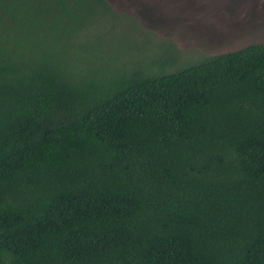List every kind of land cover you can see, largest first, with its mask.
I'll list each match as a JSON object with an SVG mask.
<instances>
[{"label": "trees", "instance_id": "16d2710c", "mask_svg": "<svg viewBox=\"0 0 264 264\" xmlns=\"http://www.w3.org/2000/svg\"><path fill=\"white\" fill-rule=\"evenodd\" d=\"M169 22L0 0V264H264V41L181 50Z\"/></svg>", "mask_w": 264, "mask_h": 264}, {"label": "rangeland", "instance_id": "374dc122", "mask_svg": "<svg viewBox=\"0 0 264 264\" xmlns=\"http://www.w3.org/2000/svg\"><path fill=\"white\" fill-rule=\"evenodd\" d=\"M139 4L148 5L159 16L171 18L174 17L180 22L165 23L159 29H153L157 35L164 32L176 30L172 34L171 44L178 42L179 49H196L204 54H214L217 52H227L238 50L241 47L256 44L264 41V0H134ZM117 11H123L129 7L131 0H110ZM223 5L221 11L215 8ZM131 11L135 9L132 7ZM214 8V11H213ZM130 10V9H129ZM121 21L103 24L100 26L113 42L121 39L130 43L134 53L153 54L158 53L154 47L164 48L168 42L159 41L158 38L137 27L133 21L118 19ZM236 22V23H234ZM178 32V38L176 34ZM262 34V35H261ZM258 39L255 40V37ZM184 38V39H179ZM176 41V42H175ZM225 45L218 47L216 52H206L199 45L217 46L222 42ZM144 46H153L152 48L141 50ZM175 53V52H173ZM183 52L181 51V54ZM180 53H178L179 55ZM198 55V53H197ZM162 56H147V62L151 59H160ZM169 57V56H163ZM196 60L199 56H189ZM138 59V58H136ZM179 59V58H178ZM125 61L119 57L115 63V70L122 68ZM134 62V61H132Z\"/></svg>", "mask_w": 264, "mask_h": 264}, {"label": "water", "instance_id": "95a60500", "mask_svg": "<svg viewBox=\"0 0 264 264\" xmlns=\"http://www.w3.org/2000/svg\"><path fill=\"white\" fill-rule=\"evenodd\" d=\"M222 6H223V5H219L218 8L216 7V8H215V11L218 10V9H219L218 11H221L222 9H224V7H222ZM213 11H214V8H213ZM215 11H214V12H215ZM222 11H223V10H222ZM234 23H236V22H234ZM261 35H262V34H261ZM257 39H258V36L255 37V40H257ZM229 42H231V41H229ZM219 44H221V43H219Z\"/></svg>", "mask_w": 264, "mask_h": 264}]
</instances>
